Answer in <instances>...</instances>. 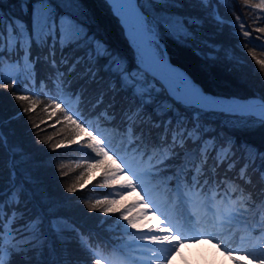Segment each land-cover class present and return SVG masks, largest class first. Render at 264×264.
Segmentation results:
<instances>
[{"label":"snow or ice","instance_id":"1","mask_svg":"<svg viewBox=\"0 0 264 264\" xmlns=\"http://www.w3.org/2000/svg\"><path fill=\"white\" fill-rule=\"evenodd\" d=\"M18 2L21 13L29 16L27 21L11 9L0 7V86L14 89L15 99L27 104L24 113L35 109L39 101L17 94L22 72L29 75L22 91L51 97L45 110L51 109L53 117L60 114L57 123L62 124L67 141L54 148L76 145L74 150L88 157L77 165L84 169L77 178L79 189L88 183L85 178L99 169L102 183L96 187L111 191L87 208L98 210L104 218L112 214L122 235L96 246L106 254L93 251L91 235H85L71 217L60 213L59 202L50 203L44 195L34 211L28 209L25 197L31 200L33 194L25 184L31 181L17 183L13 170L9 185L0 189V264H172L182 244L204 239L215 242L225 258L212 264H264V188L259 199H254L236 182L252 184L248 163L240 168L236 180L217 178V169L225 162L228 172L235 169L237 151H251L259 182L264 184V152H257L251 145H237L234 136L217 135L206 119L223 115V123L235 127L241 121L247 125L251 118L255 126H264V95L244 100L206 94L187 73L170 63L162 43L165 34L185 44L198 42V48L210 49L203 54L205 58L215 59L219 46L198 41L205 18L183 9L186 4L211 8V19L218 25L229 23L234 29L237 22L244 28L240 17L225 21L213 7V0H123L137 9L140 29L152 52V64H146L131 40L136 55L135 67L130 68L127 57L89 31L81 0ZM106 2L125 24L121 0ZM231 2L235 4V0ZM244 4L248 6L250 0H244ZM251 7L264 10V0ZM256 31L264 34V27ZM242 34L248 38L243 41L245 46L252 43L264 48L259 37L252 39L247 30ZM235 35L240 36V32ZM248 54L264 71V57L258 58L254 49ZM41 59L52 72L38 81L36 65ZM154 66L164 67L174 79L158 74ZM73 76L87 83L74 84ZM6 78L13 83L6 84ZM93 84L97 85L95 89L91 88ZM90 92L94 103L89 99ZM121 93L124 95L117 112V96ZM0 149L11 151L3 131ZM14 157L15 153L13 169ZM257 157L260 165L255 164ZM209 160L213 161L211 166ZM77 190V184L66 188L69 193ZM104 218L101 224L106 222ZM73 236L85 254L83 259H67L66 247L65 259H57L54 244L66 245L73 242ZM46 249L51 254L47 260Z\"/></svg>","mask_w":264,"mask_h":264},{"label":"trees","instance_id":"2","mask_svg":"<svg viewBox=\"0 0 264 264\" xmlns=\"http://www.w3.org/2000/svg\"><path fill=\"white\" fill-rule=\"evenodd\" d=\"M260 0H250V4L245 6L244 0H235V4L229 0L227 4L219 3V0H213V7H216L219 14L225 21H235L236 17L244 23V28L239 27L237 22L234 29L231 24L225 23L218 25L208 13L211 8L203 9L200 6L190 7L186 4L183 11L188 14L198 15L205 18V23L198 41L215 44L219 46V51L214 53L215 59H207L205 55L210 52L207 47H199L198 42H177V40L165 34L162 37V43L165 45L169 60L184 68L188 74L205 90L214 94L224 96L248 97L264 95V71H261L259 65L251 55L248 54L249 49H254L258 58L264 57V48L254 46L252 43L243 44V41L248 39L243 37V31L250 32L251 38L259 37V42L264 44V34L256 31L258 28L264 27V10H258L251 7V4L259 3ZM81 5L84 12L88 16L89 31L95 33L98 39L105 42L111 49L121 55L127 57L128 66L135 67L134 51L127 41L121 24L117 17L111 11L108 3L105 0H81ZM5 10L11 9L12 13L27 21L29 16L21 13L18 0H3ZM31 5H29V14ZM235 32H240V36L235 35ZM35 51V49H34ZM104 63L103 60L100 61ZM7 61L4 66V75L6 72ZM38 73V81L45 78L52 70L49 68L43 59L36 65ZM101 75H104L101 73ZM74 84H84L87 81H77V77H71ZM6 84H11V79H5ZM29 83V75L26 72L20 74V82L17 84L18 95H30L34 100H38L35 109L24 113L22 109L27 104H22L13 96L14 89L0 86V131H3L8 140V145L11 151L0 149V189L9 185L12 177V171L16 173L15 180L19 183L21 180L28 181L25 187L33 194V198L27 200L28 209L35 210V205L40 204L44 195H47L50 203L59 202L62 207L60 213L64 216L71 217L75 224L85 233L91 235V243L93 251H100L101 255L106 254L102 247L97 248V245L112 242V238L121 236V231L116 228L103 226L98 223L99 217L103 214L98 210H93L84 215L88 210L87 205L93 203L97 199H103L109 193L108 188L91 187L90 183H99L102 181L97 177L96 180L85 178L88 183L83 189H79L77 178L84 170L83 167H77L83 160L88 159L84 152L76 151V145L70 147L54 148L56 144L66 145L67 141L63 139L62 124L57 123L60 118L58 113L56 117L50 115L51 109L45 110V104L48 103L51 97L46 95H37L35 92H24L22 89ZM97 85H91L95 89ZM124 94L117 96L116 111H120L121 98ZM89 99L95 102L93 94H89ZM108 96L105 97L107 102ZM182 110V109H181ZM19 113V117L17 114ZM212 122V127L216 129L217 135H231L235 137L237 145L243 143L251 145L257 152H264V126H255L253 124L244 123L233 127L230 124H224L226 119L223 115H210L206 117ZM249 120H252L251 118ZM38 124V128L33 125ZM111 128V125H105ZM52 139L49 140L48 137ZM13 153H15L13 169ZM213 157L215 152L212 153ZM253 153L251 151H237L233 158L237 161L235 169L231 172L227 171L228 162L222 164L218 169L217 178L227 176L229 179L236 180L239 176L240 168L245 163L249 164L248 175L252 179L251 185H245L243 181L237 180L241 187L253 194L254 199H259L261 189L264 184L259 182V172L252 164ZM213 163L209 160V166ZM260 160L257 157L255 164L260 165ZM83 183L84 181H80ZM72 184H77L78 190L72 193L66 191V188ZM97 214L92 216V214ZM91 217V218H89ZM24 221H19L22 224ZM118 227V226H117ZM55 255L59 260L65 259L63 248H67V259L76 260L78 255L83 259L82 253L73 242L61 245L58 242L54 244ZM79 253V254H78ZM50 253L45 250L44 259L50 258Z\"/></svg>","mask_w":264,"mask_h":264},{"label":"rangeland","instance_id":"3","mask_svg":"<svg viewBox=\"0 0 264 264\" xmlns=\"http://www.w3.org/2000/svg\"><path fill=\"white\" fill-rule=\"evenodd\" d=\"M6 72H9L8 67H6ZM253 121V120H249ZM254 122H248V124H253ZM243 121L239 122L238 125H242ZM63 145V144H62ZM90 176V175H89ZM93 177H99V169H97L95 172L91 174L89 177L90 179H93ZM99 183H90L91 187H96V185ZM104 188V187H99ZM109 191H111L109 189ZM133 197H127L126 199L131 200ZM90 211H87L84 213V215H87ZM92 213V211H91ZM97 214H92V216H95ZM118 215V214H116ZM91 218V217H89ZM104 218V214L99 217L98 223L101 224V219ZM106 222L104 224H101L103 226H112L115 228L117 227L116 219L112 214H110L108 217L104 218ZM118 229H121L119 227ZM79 254V253H78ZM80 258V256L78 255ZM225 259L222 255V250H218L215 246V242L209 243L207 239L204 240H198L196 242H189L187 244H182L180 247V250L178 253L174 254L172 264H212L214 261H220Z\"/></svg>","mask_w":264,"mask_h":264},{"label":"water","instance_id":"4","mask_svg":"<svg viewBox=\"0 0 264 264\" xmlns=\"http://www.w3.org/2000/svg\"><path fill=\"white\" fill-rule=\"evenodd\" d=\"M109 4V3H108ZM109 6H110V9L112 10V12H113V8H112V6L109 4ZM131 10L133 11V12H131ZM120 11H121V13H122V16H123V19H124V21H125V24H122L121 23V20H120V18L117 16V18H118V20H119V22L121 23V25H122V27H123V31H124V34H125V36L127 37V39H128V42L130 43V45L132 46V43H131V35H133L132 37L133 38H136V39H139V41H140V51H141V53H142V55H143V59H144V61H145V63L146 64H152V52H151V49L149 48V46H148V44H147V41H146V38H143L140 34H139V25H140V23H139V14H138V11H137V9H135V8H133V7H129L126 3H123V0H121V8H120ZM130 19H137V21H138V25H137V28H130L129 29V35L127 34V27H126V25H128V21L130 20ZM133 47V46H132ZM134 48V47H133ZM134 53H135V55H136V51H135V49H134ZM176 66H178L177 64H176ZM182 68V67H181ZM183 69V68H182ZM184 70V69H183ZM185 71V70H184ZM186 72V71H185ZM187 73V72H186ZM188 74V73H187ZM189 75V74H188ZM197 84V83H196ZM198 86H200L199 84H197ZM201 87V86H200ZM204 92L206 93V94H210V95H212V96H214V97H221V98H225V97H227V96H221V95H217V94H213V93H211V92H207V91H205L204 90ZM229 97H236V96H229ZM239 98V97H238ZM249 98H254V97H249ZM241 99H246V98H241ZM193 101L194 102H196L195 101V97H193Z\"/></svg>","mask_w":264,"mask_h":264},{"label":"bare ground","instance_id":"5","mask_svg":"<svg viewBox=\"0 0 264 264\" xmlns=\"http://www.w3.org/2000/svg\"><path fill=\"white\" fill-rule=\"evenodd\" d=\"M131 12H133L132 10H131ZM137 25H138V21H137V19H130L129 21H128V25H126V27H127V29L129 30L130 28H137ZM139 34L143 37V38H146L144 35H143V33H142V31H141V29H140V25H139ZM133 35H131V39H132V42H133V44L135 45V46H137L138 47V50L140 51V41H139V39H136V38H133L132 37ZM133 46V45H132ZM134 47V46H133ZM133 49H135V48H133ZM136 51V50H135ZM141 52V51H140ZM170 63L174 66V67H177V68H179V69H181L182 71H184L182 68H181V66H176V64H174V63H172L171 61H170ZM154 71H156L158 74H161V75H163V76H169L170 78H173L174 79V77H171L170 76V74L168 73V70L167 69H165L164 67H161V66H154ZM185 72V71H184ZM186 73V72H185ZM192 79V78H191ZM193 80V79H192ZM194 81V80H193ZM178 82V81H177ZM195 82V81H194ZM196 83V82H195ZM183 85H181V87H182ZM250 99V98H249ZM245 100H247V99H245Z\"/></svg>","mask_w":264,"mask_h":264}]
</instances>
